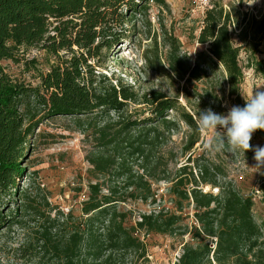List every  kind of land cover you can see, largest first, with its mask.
Returning a JSON list of instances; mask_svg holds the SVG:
<instances>
[{"label":"trees","instance_id":"1","mask_svg":"<svg viewBox=\"0 0 264 264\" xmlns=\"http://www.w3.org/2000/svg\"><path fill=\"white\" fill-rule=\"evenodd\" d=\"M150 3L168 6L166 0H0V233L22 226L23 214L42 219L40 227L17 248L25 264H121L127 254L143 259L142 233L191 236L174 264H264V232L254 217L253 194L242 192L224 163L195 154L197 145H203L196 124L199 113L188 111L160 91L140 95L121 79L101 71L109 53L129 38L127 23L147 14ZM232 25L231 13L215 1L196 37L207 50L193 64L180 57L181 43L176 37L168 35L165 40L176 76L192 81L221 67L228 97L234 106L244 107L241 47L235 43ZM253 27L263 39L264 12L253 20ZM240 37L247 40L246 28L240 30ZM31 48L55 58L46 72L30 62L37 71L36 85L15 79L2 63H19L20 51ZM130 104L145 105L150 115L122 116L113 123L104 121L98 129V146L103 150L88 161L102 182L88 185L82 216L59 211L52 217L37 209L30 189L19 186L27 175L26 161L36 129L60 117L82 122L83 116L122 113ZM171 112L176 116L171 117ZM179 123L190 130L183 142L184 154L190 156L172 177L170 172L161 177L158 169L162 165L154 152L165 132L177 131ZM253 135L264 138V130ZM253 151L234 154L252 159ZM113 175L119 180L108 184ZM164 181L170 184L167 192L173 209L157 207L130 224L129 211L118 209L119 204L156 205L152 185ZM257 191L264 205V179ZM18 201L11 210L9 204ZM190 207L196 225L187 222L185 210Z\"/></svg>","mask_w":264,"mask_h":264},{"label":"rangeland","instance_id":"2","mask_svg":"<svg viewBox=\"0 0 264 264\" xmlns=\"http://www.w3.org/2000/svg\"><path fill=\"white\" fill-rule=\"evenodd\" d=\"M167 7L163 8L150 3L147 14H139L127 23L130 36L109 53V58L101 71L111 78L121 79L124 84L134 88L140 95L152 91H160L192 113H199L211 108L217 114H227L234 106L227 95L221 67H215L208 75L192 81L180 79L171 71L169 64L170 46L166 42L168 35L176 37L180 43V57L186 64H193L197 55L207 50L206 45L197 43L196 37L202 27L203 18L194 11L190 0H166ZM217 0H211V5ZM224 9L231 13L232 30L235 43L241 47L240 65L244 72V81L240 95L245 101L250 97L253 88L264 85V38L254 32L253 20L259 19L264 12V0H218ZM248 30L247 40L240 37V30ZM19 63L3 61L6 71L15 79L23 80L32 85L38 83L37 71L30 62L35 61L38 70L48 71L55 58L47 52L31 48L22 49L19 53ZM167 66V67H166ZM260 90H264L261 88ZM149 110L145 105L130 104L122 113L111 112L105 117L96 115L83 116L82 122L71 117H60L49 120L36 129L31 139L33 145L26 164L27 175L19 181L20 189H30L33 205L53 217L59 211L67 214L69 211L76 217L82 216V204L88 196V185L102 182L88 161L92 155L102 152L97 141V131L104 121L116 122L121 118L148 117ZM171 117L176 113L171 112ZM190 132L184 123H179L177 131L162 137L161 145L154 152L159 157L161 167L158 175L163 177L170 172V177L190 155H185L183 142ZM203 145H197L196 155H203L224 163L230 177L244 194L254 196V217L264 232V205L261 203L260 192L257 190L264 179V169L257 171L254 151L252 159H244L227 149L210 151L206 148L207 139L201 132ZM253 149L264 147V138L252 136ZM168 170V171H167ZM165 173V174H164ZM119 179L111 176L114 184ZM170 184L166 181L154 183L153 190L157 193V204L128 201L121 203L118 209L129 211L130 224H134L140 214L150 213L160 208L173 209L172 197L167 192ZM207 190H209L207 188ZM216 193V190H213ZM103 193H107L104 188ZM16 204H9L11 210ZM190 225H196L193 209L185 210ZM24 224L13 226L0 233V264H25L17 253V248L23 245L34 229L40 227L42 219L33 214H23ZM141 238L146 246L145 258L134 254L121 257V264H174L182 253L184 242L190 241L191 236L184 238L166 235L142 233Z\"/></svg>","mask_w":264,"mask_h":264},{"label":"clouds","instance_id":"3","mask_svg":"<svg viewBox=\"0 0 264 264\" xmlns=\"http://www.w3.org/2000/svg\"><path fill=\"white\" fill-rule=\"evenodd\" d=\"M167 67V66H166ZM264 85L254 87L245 106H233L227 114H217L211 108L199 111L196 124L200 132L209 137L206 148L218 151L227 147L232 153L245 154L254 150L255 169H264V147L252 149L253 133L264 130Z\"/></svg>","mask_w":264,"mask_h":264},{"label":"built area","instance_id":"4","mask_svg":"<svg viewBox=\"0 0 264 264\" xmlns=\"http://www.w3.org/2000/svg\"><path fill=\"white\" fill-rule=\"evenodd\" d=\"M194 11H198L202 18L206 11L211 8V0H190Z\"/></svg>","mask_w":264,"mask_h":264}]
</instances>
